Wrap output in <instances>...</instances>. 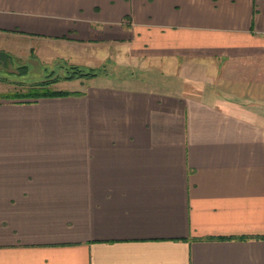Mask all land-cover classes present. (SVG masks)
<instances>
[{"label": "crops", "instance_id": "crops-1", "mask_svg": "<svg viewBox=\"0 0 264 264\" xmlns=\"http://www.w3.org/2000/svg\"><path fill=\"white\" fill-rule=\"evenodd\" d=\"M0 56L99 70L0 98V264H264V0H0Z\"/></svg>", "mask_w": 264, "mask_h": 264}, {"label": "trees", "instance_id": "trees-1", "mask_svg": "<svg viewBox=\"0 0 264 264\" xmlns=\"http://www.w3.org/2000/svg\"><path fill=\"white\" fill-rule=\"evenodd\" d=\"M62 67L64 68L62 75H49L47 78L34 82L31 84H25L17 82V84H21V86H25L24 89H14V90H8L4 92H0V98H6V99H34L41 96H52V95H67V94H79L81 92L75 91V92H69L64 90H53L50 88V84L58 81L59 79H74V78H88L93 77L99 73V70L94 68H85L80 65L76 64H62ZM17 73H24L26 72V66L25 65H19L17 66ZM0 80H6L5 78L0 77ZM25 84V85H23Z\"/></svg>", "mask_w": 264, "mask_h": 264}, {"label": "rangeland", "instance_id": "rangeland-1", "mask_svg": "<svg viewBox=\"0 0 264 264\" xmlns=\"http://www.w3.org/2000/svg\"><path fill=\"white\" fill-rule=\"evenodd\" d=\"M59 64L61 63H58V65ZM18 65L21 64L13 63L0 56V77L3 76V78L6 79L5 81L0 80V92L7 89H24L25 86H21L22 83L31 84V81L43 80L49 76L52 70H54V73H60L62 71L61 67H58L53 63H50V65L46 68H44L45 66H41V64H35L34 67L31 66L26 73L24 72V74L15 72L17 71ZM17 82H20L21 84H17ZM71 84L72 83L64 87H69Z\"/></svg>", "mask_w": 264, "mask_h": 264}]
</instances>
